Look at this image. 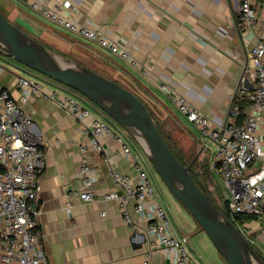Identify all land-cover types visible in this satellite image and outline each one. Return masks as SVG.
I'll use <instances>...</instances> for the list:
<instances>
[{
    "label": "crops",
    "instance_id": "crops-1",
    "mask_svg": "<svg viewBox=\"0 0 264 264\" xmlns=\"http://www.w3.org/2000/svg\"><path fill=\"white\" fill-rule=\"evenodd\" d=\"M31 1L0 0V11L45 44L71 48L86 55L78 50L83 47L97 56L94 59L86 55L87 66L119 81L137 95L167 141L161 127L172 129L173 124L188 130L196 140L202 139L193 132L195 127L190 122L193 129L184 124L188 121L179 112L174 97L183 96L217 125L229 118L231 104L245 97L252 87V80L243 68L248 62V44L242 41L238 31L236 4L232 0H36L82 24L98 27L109 39L122 44L134 59V65L49 21L32 8ZM258 13L254 34L262 39L264 0L259 2ZM7 62L9 67L0 72V87L8 89L19 102V91L13 86L16 66ZM23 107L31 116L46 154L36 200L39 209L36 219L49 264H144L145 261L166 264L168 258L163 251H149L145 223L133 211L132 203L129 209L133 225L124 221L115 200L83 202L72 197V206L66 207L67 192L85 188L77 176L79 145L88 144L89 140L82 130L83 122L56 103L36 95ZM94 112L99 113L95 109ZM101 118L120 130V125L113 120L103 115ZM128 140L132 147H138ZM99 141L103 151H89L90 163L96 170V179L90 188L97 194L108 191L121 194L109 169L112 167L135 178L130 162L122 156L115 139L102 135ZM106 154L109 162L105 160ZM150 170L156 189L154 198L167 210L173 233L190 237L192 262L228 264L206 233L199 230L189 211L174 195L161 188L154 169ZM209 172L213 177L210 168ZM260 218L254 219L264 226ZM190 232L195 236L193 239Z\"/></svg>",
    "mask_w": 264,
    "mask_h": 264
},
{
    "label": "built area",
    "instance_id": "built-area-1",
    "mask_svg": "<svg viewBox=\"0 0 264 264\" xmlns=\"http://www.w3.org/2000/svg\"><path fill=\"white\" fill-rule=\"evenodd\" d=\"M232 1L236 4L238 31L242 41L248 44V62L243 68L252 80V87L246 92L245 104L242 107L231 104L229 118L215 125L183 96L174 97V101L179 112L197 129L203 144L209 145V140L215 142L210 170L219 174L225 185L223 209L231 216L259 217L264 206V38L255 37L254 29L259 22L260 0ZM30 3L33 9L61 28L135 64L122 44L109 39L98 27L82 24L39 1ZM0 56L4 55L0 53ZM4 70L6 67L0 65V72ZM13 86L19 91V102L8 89L0 87V264H49L41 241L42 230L36 219L39 211L36 200L46 154L34 131L31 116L23 107L34 95L56 103L83 122L82 130L89 137L88 144L79 145L77 176L85 188L68 191L66 207L72 206V197L83 202L115 200L124 221L133 225L129 209L132 203L133 211L145 223L149 251H163L168 258L166 264H194L189 235L173 233L167 210L154 198L156 189L150 161L140 146L132 147L128 133L121 126L120 130L112 127L90 108L87 98L71 92L66 86H47L19 73L14 74ZM102 135L120 144V152L130 162L135 175L133 178L110 167L109 175L121 194L115 191L97 194L90 188L96 179V170L90 163L89 151H103L99 141ZM105 160L109 162L107 154ZM257 222L254 218L247 219L239 229Z\"/></svg>",
    "mask_w": 264,
    "mask_h": 264
},
{
    "label": "water",
    "instance_id": "water-1",
    "mask_svg": "<svg viewBox=\"0 0 264 264\" xmlns=\"http://www.w3.org/2000/svg\"><path fill=\"white\" fill-rule=\"evenodd\" d=\"M0 53L86 97L130 134L152 168L206 233L228 264H264L243 232L192 176V163L174 155L143 101L95 70L31 37L0 11Z\"/></svg>",
    "mask_w": 264,
    "mask_h": 264
},
{
    "label": "rangeland",
    "instance_id": "rangeland-1",
    "mask_svg": "<svg viewBox=\"0 0 264 264\" xmlns=\"http://www.w3.org/2000/svg\"><path fill=\"white\" fill-rule=\"evenodd\" d=\"M14 24H16V23H14ZM25 32L27 34H29L27 31H25ZM40 42L43 43L41 40H40ZM87 43L90 45H93L90 42H87ZM43 44H45V43H43ZM50 46L53 47V49L60 51L62 53V55L64 54L67 58H69L75 62H78L84 66H87L86 63L88 62V58L86 55L90 56V58L97 59V56H95L89 50H87L83 47H78V50L82 51L86 55L77 53L76 50H71V48L68 49V48H59V47H55L52 45H50ZM62 49H66V50H62ZM7 61L11 62L12 64H14L16 66L15 67L16 73L23 74V75H26L28 77L34 78V79L39 80L40 82L45 83L47 85H52V84L53 85H63L59 82H56V81H54V80H52V79H50V78H48V77H46L40 73L34 71L31 68H28V67L18 63L17 61H15L14 59H12L10 57L6 56L4 58V57L0 56V65L1 66L6 67V68L9 67L10 63H8ZM100 63H101V61H100ZM117 82H119V81H117ZM120 85H121V83H120ZM63 86H65V85H63ZM66 88L68 90H70L71 92H74L75 94L84 97L83 95H81L77 91H75V90H73L67 86H66ZM89 103H90V108L93 111H94V109L97 110V113L99 112L98 115L100 117L103 115V116H105V118L112 120L99 107H97L94 103H92L91 101ZM101 113H102V115H101ZM184 124H186L188 126V128H192V129L194 128L189 122H186V123L184 122ZM161 129L165 133V135L167 136L170 145L174 148V150L179 154L180 157H182L185 161H187V163H189L193 160L192 168H193L194 173L196 174V176L198 177L200 182L205 186L206 191L208 192L209 196L212 198L213 202L216 204V206L219 208V210L221 212H223V210H221V209H222V204L224 202V197H225L224 193L226 192L225 185L223 183L222 178L219 176V174L213 173L212 174L213 177H212L210 175L209 170H208V167L210 168L212 166L215 142L213 140H209L208 143H209L210 147L206 148L203 144L202 139H201V141L196 140L195 138H193L192 134L188 132V130L184 129L183 127H177L175 124H173L172 129H168L165 127H161ZM193 132L196 135L199 134L197 129H195V128L193 129ZM128 136H129V139L131 140V142L135 146H139L138 142L130 134H128ZM180 157H178V158L180 159ZM154 173H155V177H157V180H158L161 188L163 190L167 191L169 193V195L170 194L173 195L171 193V191L166 187V185L164 184L162 179L159 177V175L156 173V171H154ZM199 230L201 232H203L200 228H199ZM240 230L243 232V234L249 240V242L252 243V245L255 247L256 250L255 249L254 250L257 253L258 252L260 253V255L259 254L258 255H259V257L261 256L260 258L264 262V226L259 224V223H254L250 227L245 228V229L240 228ZM190 235L192 236V239L195 237V236H193V233H191V232H190ZM206 237L210 241V239L207 235H206ZM210 243H211V241H210ZM214 249L216 250V248H214ZM203 251H205V249Z\"/></svg>",
    "mask_w": 264,
    "mask_h": 264
},
{
    "label": "trees",
    "instance_id": "trees-1",
    "mask_svg": "<svg viewBox=\"0 0 264 264\" xmlns=\"http://www.w3.org/2000/svg\"><path fill=\"white\" fill-rule=\"evenodd\" d=\"M4 14V13H3ZM5 15V14H4ZM12 22V21H11ZM13 23V22H12ZM23 31H25V30H23ZM32 37V36H31ZM37 40V39H36ZM39 41V40H38ZM44 45H46L47 47H49L50 49H52L53 51H55V52H57V53H60V54H62L60 51H58V50H55V49H53V47H51L50 45H48V44H44ZM64 55V54H63ZM137 96V95H136ZM138 97V96H137ZM245 97H241L240 99H239V101H236L234 104H237V105H239V107H242L243 106V104H245ZM144 103V102H143ZM151 114V113H150ZM152 116V115H151ZM153 118V117H152ZM155 122V121H154ZM155 124H156V126H157V128H158V130L160 131V129H159V127H158V125H157V123L155 122ZM160 133H161V131H160ZM161 135L163 136V138H164V140L166 141V143L168 144V146L170 147V149L172 150V152L174 153V155L177 157V159L181 162V163H183V164H188L187 163V161H185L182 157H180L179 156V154L174 150V148L170 145V143L167 141V139L164 137V135L161 133ZM178 157H180V159L178 158ZM193 169V168H192ZM208 170H209V167H208ZM192 176H193V178L201 185V186H203L204 188H205V186L200 182V180L198 179V177L196 176V174L194 173V171H192ZM206 189V188H205ZM208 193V192H207ZM208 196H209V194H208ZM209 198L212 200V198L209 196ZM212 202H213V200H212ZM214 203V202H213ZM214 205L216 206V204L214 203ZM217 207V206H216ZM218 208V207H217ZM219 209V208H218ZM221 209V208H220ZM221 210H223V213L228 217V219L235 225V226H237L238 228H239V225H241L242 224V222L243 221H245V220H247V219H252V218H258L257 217V215H254V216H246V215H233V216H231V215H229L224 209H223V207H222V209ZM260 220H262V222L264 223V206H263V208H262V214L260 215ZM251 245H252V243H251ZM253 246V245H252ZM254 247V246H253ZM254 249H255V247H254ZM256 250V249H255ZM258 254L260 255V253L258 252ZM261 257V256H260Z\"/></svg>",
    "mask_w": 264,
    "mask_h": 264
}]
</instances>
